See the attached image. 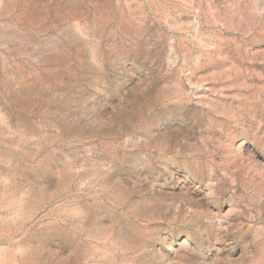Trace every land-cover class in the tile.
<instances>
[{
	"label": "rangeland",
	"instance_id": "rangeland-1",
	"mask_svg": "<svg viewBox=\"0 0 264 264\" xmlns=\"http://www.w3.org/2000/svg\"><path fill=\"white\" fill-rule=\"evenodd\" d=\"M0 264H264V0H0Z\"/></svg>",
	"mask_w": 264,
	"mask_h": 264
}]
</instances>
